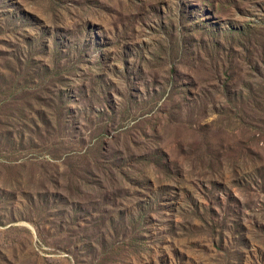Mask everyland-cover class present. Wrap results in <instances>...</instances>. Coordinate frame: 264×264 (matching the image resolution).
<instances>
[{"label":"rangeland","instance_id":"obj_1","mask_svg":"<svg viewBox=\"0 0 264 264\" xmlns=\"http://www.w3.org/2000/svg\"><path fill=\"white\" fill-rule=\"evenodd\" d=\"M0 264H264V0H0Z\"/></svg>","mask_w":264,"mask_h":264},{"label":"trees","instance_id":"obj_2","mask_svg":"<svg viewBox=\"0 0 264 264\" xmlns=\"http://www.w3.org/2000/svg\"><path fill=\"white\" fill-rule=\"evenodd\" d=\"M32 160V159H31Z\"/></svg>","mask_w":264,"mask_h":264}]
</instances>
